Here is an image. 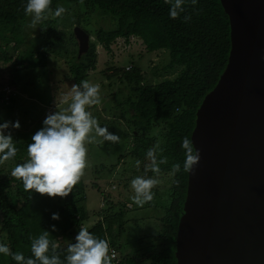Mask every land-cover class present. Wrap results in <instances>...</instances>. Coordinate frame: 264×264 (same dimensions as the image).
Instances as JSON below:
<instances>
[{"label":"trees","instance_id":"obj_1","mask_svg":"<svg viewBox=\"0 0 264 264\" xmlns=\"http://www.w3.org/2000/svg\"><path fill=\"white\" fill-rule=\"evenodd\" d=\"M60 2L85 4L88 12L96 8L102 16H112L117 21L115 29L108 31L99 29L96 32L97 41L107 50H110L111 44L119 38L128 42L134 37L142 39L148 52L169 51L170 60L161 71L178 72L179 75L175 79L148 84L141 69L135 67L125 69L122 75L131 90L128 98L119 103L122 108L121 116L131 127V133L127 132L129 150L125 157L129 156L135 163L137 160L141 162L139 167L135 164L131 173L136 176H154L150 169L145 173V164H150L145 153L159 143L163 152H158L157 156L158 158L160 155L166 156L167 163L159 166L160 172L155 178L159 177L161 181L170 178L172 185L171 204L167 206L162 218V228L152 236L151 242L144 244L142 249L132 253L134 256L127 258L132 252L129 250L124 258V264H178L176 256L178 231L184 215L189 172H183L181 169L178 173H172L171 168L174 163L182 165L184 159L182 138L187 136L192 140L197 112L205 97L216 87L229 62L231 51L229 17L221 0H197L195 5L189 0L185 5V13L176 19L168 16L169 5L165 0H51L49 7L52 8ZM25 3L26 0H0V34L3 33L7 39L6 47L1 54L7 62H11L12 59L8 48L16 46L17 51L20 48L18 41L21 42V39L18 40V34L21 31V24L29 18L24 14ZM184 15H190L191 19L185 22ZM49 23L50 21L44 20L40 22L43 26L42 34L47 41L52 35L46 26L50 25ZM82 30L91 35L90 31ZM20 62L16 58L12 65L13 72L21 70L18 69V66H21ZM96 64L97 44L90 41L88 52L80 58L76 57V63L71 69L72 77L77 84L87 78L89 71L97 69ZM179 68L182 70L179 71ZM1 97L3 96L0 93L2 106L0 109H3V102L8 105L9 103ZM12 99L17 100L15 97ZM159 123L165 124L161 135L163 142L158 141L159 137L151 136ZM16 149L14 157L22 160L19 158L22 157L19 150H26L27 145L21 144L16 146ZM10 160L11 158L5 163ZM15 166L11 164L12 168ZM116 170L117 168L113 167L107 170V167L102 166L99 174L102 175L104 172L116 174ZM2 173L4 170L0 176ZM13 181L19 186L23 185L16 178ZM152 192L154 195L157 194L158 187L154 185ZM13 195L17 197L18 203L16 206L13 204L9 206ZM86 199V185L83 181H78L72 192L65 197H48L35 191L27 192L20 187H15L8 193L4 188L0 189L2 218L0 243L8 244L12 252H22L25 257H30L32 238L48 230L50 232L48 254L57 255L64 264L68 245L62 246L56 241L67 234L78 232L79 226L90 220V212L84 208ZM111 204L104 212L106 213V216L103 215L104 222H101L99 217L96 224L88 227V230L98 238L104 239L106 231L110 233L115 229L117 222L120 223L119 235L125 229L127 204L121 203L118 206L112 202ZM53 212L59 213V221L51 219ZM52 224L56 225V231H52L50 227ZM147 238H142V242L144 243ZM74 242L75 240L71 243ZM53 243L56 245L54 250L51 249ZM126 245L127 243L124 247ZM0 264L16 262L10 255H0Z\"/></svg>","mask_w":264,"mask_h":264},{"label":"rangeland","instance_id":"obj_2","mask_svg":"<svg viewBox=\"0 0 264 264\" xmlns=\"http://www.w3.org/2000/svg\"><path fill=\"white\" fill-rule=\"evenodd\" d=\"M57 6L65 8L60 17L48 13L47 18L43 19L50 21V25L45 24L52 33L49 41L43 36V26L40 23L32 27L29 17L21 24V31L18 34V40L21 39V42L18 41L19 51L16 50V46L8 48V53L12 57L11 62L5 61L1 54L6 47L7 39L3 33L0 34V93L3 96L1 98L9 103L8 105L3 102L0 122L17 120L20 122L19 129H9L14 145H28L31 142L32 135L42 127L46 115L56 110L54 96L57 88L61 84H67L69 87L77 84L71 71L80 51L74 32L76 27L90 31V41L97 44V69L89 71L85 80L100 85V103L90 106L88 110L96 118L99 126L107 127L109 132L118 135L120 140L116 143L108 141L86 143L87 165L79 181L86 185L87 199L84 208L90 212L91 218L83 226L87 229L92 227L99 217L101 222H104L106 216L104 212L112 205L111 202L117 206L121 203L127 204L124 231L119 235L120 223L117 222L115 229L110 233L106 231L104 237L109 247V264H119V261L124 264V258L130 251L132 252L127 258L134 256L132 254L134 251L151 242L152 236L162 228V218L167 206L171 204L172 185L170 178L161 181L156 177L158 183L155 186L158 187V193L153 195L151 201L140 206L132 199L134 191L130 187V181L136 177L131 173L136 163L129 156L125 157L129 150L127 137L128 133H131V127L121 116L122 108L119 106V103L128 98L131 90L123 79V71L132 67L141 69L148 84L173 80L179 74L161 71L170 60L169 51L148 52L141 38L132 37L128 42L119 38L111 44L110 50L99 44L96 32L99 29L113 30L117 26V21L112 16H102L96 8L88 12L87 6L79 3L60 2L50 8L55 10ZM16 58L21 61V66H18V69H21L19 72H13L12 65ZM14 97L17 98L16 101L12 99ZM164 127V123L157 124L151 136H157L158 141L163 142L161 135ZM96 139L99 141L103 138ZM19 152L22 156L19 158L22 160L13 157L9 162H0V174L4 170L0 176V189L4 188L7 193L15 187L24 189L23 185H17L11 176V164L24 163L28 158L27 149ZM102 166L107 167V170L117 168L116 174L114 172L99 174ZM11 197L9 206L11 204L16 206L17 197L14 195ZM1 226L0 217V228ZM77 233L67 234L56 242L67 246L75 240ZM144 237L148 238L143 243L141 239Z\"/></svg>","mask_w":264,"mask_h":264},{"label":"water","instance_id":"obj_3","mask_svg":"<svg viewBox=\"0 0 264 264\" xmlns=\"http://www.w3.org/2000/svg\"><path fill=\"white\" fill-rule=\"evenodd\" d=\"M221 2L231 51L197 112L178 264H264V0ZM75 35L80 58L90 36Z\"/></svg>","mask_w":264,"mask_h":264},{"label":"clouds","instance_id":"obj_4","mask_svg":"<svg viewBox=\"0 0 264 264\" xmlns=\"http://www.w3.org/2000/svg\"><path fill=\"white\" fill-rule=\"evenodd\" d=\"M189 0H165L169 5L168 16L176 19L185 13V5ZM195 5L197 0H190ZM51 0H26L25 16L30 17V25L35 27L48 13L60 17L65 12L63 6L52 10ZM191 19L184 15L185 22ZM80 48V46H79ZM84 55V54H82ZM79 57V56H78ZM56 110L48 113L42 122V127L31 137L27 145V160L17 164L11 170V176L20 180L25 191H35L48 197H65L72 192V188L80 180L87 165L86 143L104 141L116 143L120 137L109 132L107 127L99 126L88 108L100 103V85L88 80H81L79 84H61L55 93ZM10 128L19 129L20 122H0V162L7 161L16 155L17 149L9 131ZM94 133V135H92ZM97 137L102 140L97 141ZM181 148L184 159L181 163L172 165V173L191 172L199 164L200 152L194 147L193 141L185 136L182 138ZM162 153L159 143L149 148L145 155L150 164H145V173L150 169L154 176H136L130 181L134 191L132 199L137 205L153 199L152 188L158 183L155 175L160 172V165L167 163V157ZM140 161H136L137 167ZM54 221L60 220L58 212L51 214ZM56 231V225H50ZM49 231L44 230L37 237L32 238L30 250L32 255L25 257L22 252H12L6 243H0V255L11 256L16 264H62L60 258L49 255ZM56 245L51 244V249ZM109 247L106 240L96 237L86 227L79 226L75 242L69 243L64 264H109Z\"/></svg>","mask_w":264,"mask_h":264},{"label":"built area","instance_id":"obj_5","mask_svg":"<svg viewBox=\"0 0 264 264\" xmlns=\"http://www.w3.org/2000/svg\"><path fill=\"white\" fill-rule=\"evenodd\" d=\"M119 264H121V262L119 261Z\"/></svg>","mask_w":264,"mask_h":264}]
</instances>
